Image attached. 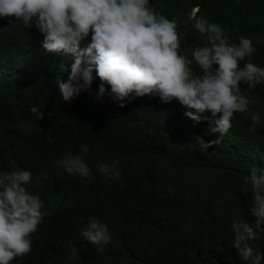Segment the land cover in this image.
I'll return each mask as SVG.
<instances>
[{
  "label": "trees",
  "instance_id": "obj_1",
  "mask_svg": "<svg viewBox=\"0 0 264 264\" xmlns=\"http://www.w3.org/2000/svg\"><path fill=\"white\" fill-rule=\"evenodd\" d=\"M149 6L177 21L184 52L205 42L194 28L204 18L230 43L252 41L256 51L241 67L250 60L264 68V0H149ZM42 43L35 27L0 22V171H30L26 187L48 213L31 234V252L17 263L250 264L233 247L231 223L254 219L244 177L253 165L264 170V82L254 90L241 82L249 110L260 117L256 131L249 132L251 115L242 114L204 149L200 139L219 138L212 125L193 127L175 100L146 96L120 108L105 95L98 102L95 73L92 94L64 103L55 81H67L73 61L46 53ZM67 153L83 158L91 182L59 164ZM100 163L119 169L120 178L102 174ZM89 217L106 225L108 243L83 238ZM251 246L264 253V234Z\"/></svg>",
  "mask_w": 264,
  "mask_h": 264
},
{
  "label": "clouds",
  "instance_id": "obj_2",
  "mask_svg": "<svg viewBox=\"0 0 264 264\" xmlns=\"http://www.w3.org/2000/svg\"><path fill=\"white\" fill-rule=\"evenodd\" d=\"M3 21L35 27L43 35L46 53L71 57L67 81H55L64 103L81 92L92 94L95 73L101 81L95 95L98 102L105 95L120 108L146 96L159 97L161 104L175 100L193 127L212 125L219 138L200 139L204 149L218 144L242 114L251 115L249 132L260 123L241 93V82L253 90L264 82V68L250 60L240 65L256 51L252 41L240 37L239 44L230 43L222 28L207 19H195L194 28L205 42L191 54L180 49L177 21L157 13L149 0H0ZM46 139L53 142L51 134ZM80 150L87 153L89 148L80 145ZM59 164L69 174L93 179L80 155L67 153ZM97 167L113 180L121 176L113 166L100 163ZM31 179V172L18 166L0 171V264H18V257L31 252V234L48 216L40 196L26 187ZM244 179L252 190L246 210L254 219H233V247L244 261L261 264L264 253H257L251 242L264 234V170L253 165ZM80 232L96 246L111 239L106 225L94 217Z\"/></svg>",
  "mask_w": 264,
  "mask_h": 264
}]
</instances>
